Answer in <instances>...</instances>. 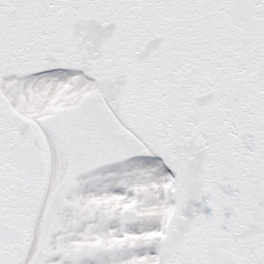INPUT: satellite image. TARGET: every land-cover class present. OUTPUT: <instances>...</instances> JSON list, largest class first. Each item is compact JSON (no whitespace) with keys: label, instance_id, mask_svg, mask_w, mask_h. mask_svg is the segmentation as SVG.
I'll return each mask as SVG.
<instances>
[{"label":"snow or ice","instance_id":"obj_1","mask_svg":"<svg viewBox=\"0 0 264 264\" xmlns=\"http://www.w3.org/2000/svg\"><path fill=\"white\" fill-rule=\"evenodd\" d=\"M0 264H264V0H0Z\"/></svg>","mask_w":264,"mask_h":264}]
</instances>
